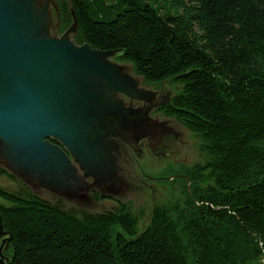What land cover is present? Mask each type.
I'll return each instance as SVG.
<instances>
[{
    "label": "trees",
    "instance_id": "1",
    "mask_svg": "<svg viewBox=\"0 0 264 264\" xmlns=\"http://www.w3.org/2000/svg\"><path fill=\"white\" fill-rule=\"evenodd\" d=\"M56 3L61 30L74 19L76 42L118 51L149 83L180 84L157 108L197 138L200 161L186 170L191 185L183 183L180 199L154 204L145 225L118 199L92 212L25 184V192L0 186L6 264H253L264 257V0ZM0 174L15 179L1 166Z\"/></svg>",
    "mask_w": 264,
    "mask_h": 264
},
{
    "label": "rangeland",
    "instance_id": "2",
    "mask_svg": "<svg viewBox=\"0 0 264 264\" xmlns=\"http://www.w3.org/2000/svg\"><path fill=\"white\" fill-rule=\"evenodd\" d=\"M15 1H24L32 8L36 36H65L76 46L84 44L76 42L74 19L61 30L56 0ZM119 54L113 51L103 59L112 66L110 71L116 81V86L109 85L115 88V97L106 99L110 106L118 102L117 109H127L125 118L111 120L105 127V137L99 141L89 139L80 152L70 149L68 140L59 139L67 152L53 156L51 175L40 167H33L27 171L30 176L24 177L13 168L16 165L10 152L5 153L10 157L1 153L0 166L15 178L0 174L2 188L25 192L22 186L25 184L42 198L60 199L67 207L92 212L110 209L118 199L127 202L139 214L142 225L147 222L154 204H173L180 199L183 183L188 188L191 185L186 170L200 161L198 140L174 118L157 110L161 102L179 91L180 84L172 81L149 83L134 72L130 62L120 60ZM88 112L102 119L107 115L96 108ZM175 178L180 180H173ZM95 194H107L110 199L96 198ZM2 261L6 264V257ZM254 262L264 264V257Z\"/></svg>",
    "mask_w": 264,
    "mask_h": 264
},
{
    "label": "water",
    "instance_id": "3",
    "mask_svg": "<svg viewBox=\"0 0 264 264\" xmlns=\"http://www.w3.org/2000/svg\"><path fill=\"white\" fill-rule=\"evenodd\" d=\"M34 25L24 1L0 0V154L11 156L24 177L33 167L53 174L50 161L65 152L50 138L68 140L80 152L89 139L105 137L111 120L128 113L106 99L115 97L109 85L116 81L103 59L113 51L76 46L65 36L38 37ZM93 108L106 118L89 114ZM0 235H5L1 225ZM2 258L0 251V264Z\"/></svg>",
    "mask_w": 264,
    "mask_h": 264
},
{
    "label": "flooded vegetation",
    "instance_id": "4",
    "mask_svg": "<svg viewBox=\"0 0 264 264\" xmlns=\"http://www.w3.org/2000/svg\"><path fill=\"white\" fill-rule=\"evenodd\" d=\"M157 110H158V108H157ZM159 111V110H158ZM160 112V111H159ZM161 113V112H160ZM51 139V138H50ZM54 140V139H53ZM53 143V142H52ZM54 144H56V145H58V146H60V148H61V150L63 151V152H67V150H66V148H64L61 144H60V142L59 141H56L55 140V143ZM101 196H108V197H104V198H101V199H110V195H107V194H102V195H97V194H95V197H97V198H99V197H101Z\"/></svg>",
    "mask_w": 264,
    "mask_h": 264
}]
</instances>
